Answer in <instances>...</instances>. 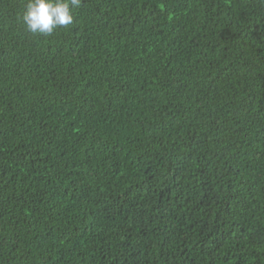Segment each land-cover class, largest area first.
Masks as SVG:
<instances>
[{"label":"trees","instance_id":"obj_1","mask_svg":"<svg viewBox=\"0 0 264 264\" xmlns=\"http://www.w3.org/2000/svg\"><path fill=\"white\" fill-rule=\"evenodd\" d=\"M0 0V264H264V0H82L51 36Z\"/></svg>","mask_w":264,"mask_h":264},{"label":"clouds","instance_id":"obj_2","mask_svg":"<svg viewBox=\"0 0 264 264\" xmlns=\"http://www.w3.org/2000/svg\"><path fill=\"white\" fill-rule=\"evenodd\" d=\"M81 3L82 0H28L20 20L30 33L51 36L56 29L73 23L74 10Z\"/></svg>","mask_w":264,"mask_h":264}]
</instances>
